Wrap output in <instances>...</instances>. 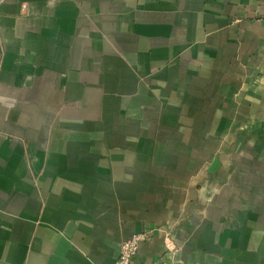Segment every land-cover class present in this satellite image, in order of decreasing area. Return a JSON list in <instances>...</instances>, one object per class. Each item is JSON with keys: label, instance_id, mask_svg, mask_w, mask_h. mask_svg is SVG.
<instances>
[{"label": "crops", "instance_id": "1", "mask_svg": "<svg viewBox=\"0 0 264 264\" xmlns=\"http://www.w3.org/2000/svg\"><path fill=\"white\" fill-rule=\"evenodd\" d=\"M264 264V0H0V264Z\"/></svg>", "mask_w": 264, "mask_h": 264}, {"label": "built area", "instance_id": "2", "mask_svg": "<svg viewBox=\"0 0 264 264\" xmlns=\"http://www.w3.org/2000/svg\"><path fill=\"white\" fill-rule=\"evenodd\" d=\"M148 239L146 234H135L125 240L119 249L115 264H131L132 258L137 254L142 242Z\"/></svg>", "mask_w": 264, "mask_h": 264}]
</instances>
